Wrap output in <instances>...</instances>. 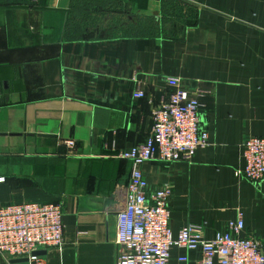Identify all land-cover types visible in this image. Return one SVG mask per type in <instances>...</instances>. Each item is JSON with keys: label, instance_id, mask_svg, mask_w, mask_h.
Instances as JSON below:
<instances>
[{"label": "crops", "instance_id": "0c3cea01", "mask_svg": "<svg viewBox=\"0 0 264 264\" xmlns=\"http://www.w3.org/2000/svg\"><path fill=\"white\" fill-rule=\"evenodd\" d=\"M168 78L202 92L208 134L189 160L141 166L150 191L172 189L173 236L194 224L209 240L241 212L240 236L264 249V181L236 176L242 141L264 137V0H0V204H60L45 264H114L130 171L117 154L148 136ZM199 259L173 246L168 264Z\"/></svg>", "mask_w": 264, "mask_h": 264}, {"label": "built area", "instance_id": "2783aa9c", "mask_svg": "<svg viewBox=\"0 0 264 264\" xmlns=\"http://www.w3.org/2000/svg\"><path fill=\"white\" fill-rule=\"evenodd\" d=\"M173 86L167 101L152 111V127L142 143L119 151L117 158L130 164L125 204L117 213L114 264H168L171 247L199 251L196 264H264L262 243L241 237L242 213L227 221L225 231L207 240L201 226L188 224L173 236L169 221L170 186L150 191L141 166L148 161L165 163L191 159L194 151L207 144L201 128V91H191L179 79L168 78ZM134 98H143L139 88ZM73 149L76 142L64 141ZM244 166L236 176L252 183L264 181V137H248L241 143ZM0 180H3L0 178ZM61 206L54 203L0 204V253L8 260L45 264L42 251L58 249L63 243ZM186 257L178 261H186Z\"/></svg>", "mask_w": 264, "mask_h": 264}, {"label": "trees", "instance_id": "16d2710c", "mask_svg": "<svg viewBox=\"0 0 264 264\" xmlns=\"http://www.w3.org/2000/svg\"><path fill=\"white\" fill-rule=\"evenodd\" d=\"M20 1L23 2V3H29V2H32L34 0H20Z\"/></svg>", "mask_w": 264, "mask_h": 264}, {"label": "water", "instance_id": "95a60500", "mask_svg": "<svg viewBox=\"0 0 264 264\" xmlns=\"http://www.w3.org/2000/svg\"><path fill=\"white\" fill-rule=\"evenodd\" d=\"M16 261H22V260H13V262H16ZM25 261V260H24Z\"/></svg>", "mask_w": 264, "mask_h": 264}]
</instances>
